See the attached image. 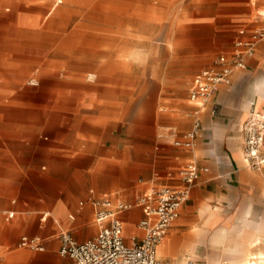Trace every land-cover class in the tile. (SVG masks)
I'll use <instances>...</instances> for the list:
<instances>
[{
    "label": "crops",
    "instance_id": "obj_1",
    "mask_svg": "<svg viewBox=\"0 0 264 264\" xmlns=\"http://www.w3.org/2000/svg\"><path fill=\"white\" fill-rule=\"evenodd\" d=\"M176 1L155 34L159 45L123 49L122 75L11 96L25 103L0 114V264H71L60 255L61 234L79 243L97 235L94 200L133 202L154 187L181 186L192 162L199 179L158 247L160 261L264 264V170L246 165L242 132L253 110L264 114V42L204 106L189 98L200 72L264 26V0ZM197 122L193 148L175 146ZM142 218L138 207L120 215L126 244L143 238Z\"/></svg>",
    "mask_w": 264,
    "mask_h": 264
},
{
    "label": "rangeland",
    "instance_id": "obj_2",
    "mask_svg": "<svg viewBox=\"0 0 264 264\" xmlns=\"http://www.w3.org/2000/svg\"><path fill=\"white\" fill-rule=\"evenodd\" d=\"M174 1L0 0V114L25 103L12 95L58 92L69 78L121 74L124 48L159 45L155 34L169 23L180 3ZM159 103L164 109L169 101Z\"/></svg>",
    "mask_w": 264,
    "mask_h": 264
},
{
    "label": "built area",
    "instance_id": "obj_3",
    "mask_svg": "<svg viewBox=\"0 0 264 264\" xmlns=\"http://www.w3.org/2000/svg\"><path fill=\"white\" fill-rule=\"evenodd\" d=\"M261 16L264 18V13ZM258 42H264V26L253 31L251 40L238 41L231 56H219L212 68L200 72L189 89L190 100L200 108L204 106L216 87L230 83L235 68H245L246 58L253 55ZM200 129V123L197 122L182 139L174 141L175 146L193 148ZM242 132L243 159L246 165L251 170L263 171L264 114L253 110L244 123ZM200 171L201 168L192 162L181 172V186L154 187L139 195L133 202L117 201L110 196L94 200L95 221L99 226L97 235L79 243L68 232H63L60 237V255L70 258L71 264H173L160 261L158 247L179 217L180 209L189 198L192 187L199 179ZM135 207L143 212L138 226L144 235L141 240L133 237V243L128 245L124 239V226L120 215ZM22 244L41 249L36 239L23 238ZM174 264L198 263L187 260Z\"/></svg>",
    "mask_w": 264,
    "mask_h": 264
},
{
    "label": "bare ground",
    "instance_id": "obj_4",
    "mask_svg": "<svg viewBox=\"0 0 264 264\" xmlns=\"http://www.w3.org/2000/svg\"><path fill=\"white\" fill-rule=\"evenodd\" d=\"M245 264H252L250 261H246V263Z\"/></svg>",
    "mask_w": 264,
    "mask_h": 264
}]
</instances>
